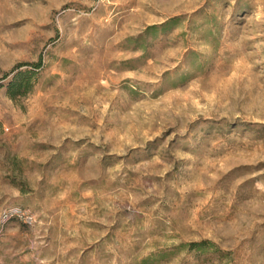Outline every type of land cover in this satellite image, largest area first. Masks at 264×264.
I'll list each match as a JSON object with an SVG mask.
<instances>
[{
    "label": "rangeland",
    "instance_id": "obj_1",
    "mask_svg": "<svg viewBox=\"0 0 264 264\" xmlns=\"http://www.w3.org/2000/svg\"><path fill=\"white\" fill-rule=\"evenodd\" d=\"M0 264H264V0H0Z\"/></svg>",
    "mask_w": 264,
    "mask_h": 264
},
{
    "label": "trees",
    "instance_id": "obj_2",
    "mask_svg": "<svg viewBox=\"0 0 264 264\" xmlns=\"http://www.w3.org/2000/svg\"><path fill=\"white\" fill-rule=\"evenodd\" d=\"M7 87V92L10 98H14L16 95L28 92L30 89V78L28 76V73L16 72Z\"/></svg>",
    "mask_w": 264,
    "mask_h": 264
}]
</instances>
